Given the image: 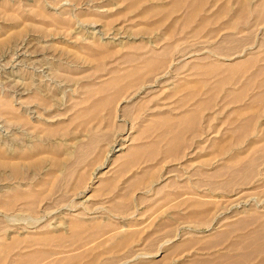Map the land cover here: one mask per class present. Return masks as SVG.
<instances>
[{
  "label": "rangeland",
  "instance_id": "374dc122",
  "mask_svg": "<svg viewBox=\"0 0 264 264\" xmlns=\"http://www.w3.org/2000/svg\"><path fill=\"white\" fill-rule=\"evenodd\" d=\"M2 1L7 4H2L0 8V41L3 42L0 44V93L7 94L16 101L20 92L40 90L51 101L52 106L46 108L48 110L38 107L33 102L20 106V112L29 116L34 123L36 128L33 129L23 125L17 126L19 124L11 123L0 115V144L6 148L16 145L30 148L37 142L42 145L34 155V159L44 161L51 170L45 173L41 170L24 169L22 177L24 175L26 180L23 182L30 181L34 187H30L27 183L22 186V191L30 189L34 192H47L51 180H55V186L60 185L61 187L57 189H61L56 191L54 187L50 190L52 192L49 191L51 194L37 197L42 208L49 207L44 211L45 213L39 212V216H42L41 225L47 226L44 230L35 232L34 228H16V222L25 220L31 222L33 219L31 220L27 215L16 216V212H8V215L5 213L6 218L3 216V223L0 221V226H3L0 227V246L7 244L12 237L46 233V230L65 234V230L66 233L68 232L67 226L75 220L86 226L99 221L98 223L105 225V229L103 227L101 231L107 232L95 238L87 236L88 238L84 237L81 240L86 242L82 248L88 251L99 242L103 245L92 253L93 257L97 254L95 264H107L106 262L154 264L152 262L162 260L169 251L171 253L174 249L173 244L179 243L182 238L184 240L192 235L197 238L211 237L225 230L227 225H231L235 220L254 214L253 218H247L250 219L249 225L246 222L239 224L240 228L228 233L222 243L214 246L198 243L193 247L180 248L176 253L169 254L170 257L164 262L160 261L156 264H191L190 260L193 256L212 258L218 254L236 255L234 251L228 249L230 243L237 239L239 234L242 235L259 222H264V99L254 100V93L264 91V85H260L264 80V70L263 74H260V67L264 66L262 29L264 15L260 13L262 9L259 7L261 0H245V2L205 0L202 11L188 21L183 17L185 9L159 14L150 12L143 17L140 11L146 5L160 2L162 7H169L171 2V0H143L139 8L121 13L120 16L118 14L107 27L103 21L85 22L78 18H73V23L67 27H60L54 23L51 25L44 23L38 17L32 0H0ZM41 1L52 12L58 11V6L56 7L53 2L66 4L65 0ZM99 1L101 0H96L95 3ZM123 1L109 0L108 5L105 6H110L109 14H116L115 12L123 8L127 0ZM227 2L231 11L221 12L222 5ZM242 2L245 6L237 15L235 10L241 7ZM86 6L83 4V7ZM20 14L29 15L28 21L31 23L24 22ZM87 14L89 17L91 14L90 18H93L92 13H84ZM159 18L162 19L160 24L152 26ZM202 18H206L207 22L201 23ZM227 21L233 24V28L228 31L243 38V44L235 45L236 47L232 49L235 48L234 50L237 51L244 49L245 52L242 57H235L225 62H236L239 59L257 56L254 60L257 64L255 62L245 72L219 69L205 76L199 75L203 65L211 61L199 60L198 56L206 51L228 54L225 49H229L231 45L224 44L221 39L227 32L224 28V23ZM88 35L99 37L101 42L109 46L111 52L105 53L93 48L92 38L84 39ZM139 43L141 47H129V44ZM164 46L171 47L170 56L180 55L178 62L174 64V66L178 65L176 73H173V66L169 72L158 77L152 87L137 90V86H132L134 88L126 89L125 92L123 90L121 93H116L113 89L105 93L92 91L99 82L142 66L152 51ZM201 50L200 55L198 53ZM131 55L137 56V60L130 61ZM60 62H65L68 66L67 73L63 72L64 76L56 77L54 73ZM193 63H197L198 66L192 67ZM225 70L229 78L221 77ZM132 78L127 77L125 82ZM244 84L250 87H247L246 94L242 93L243 95L235 100L233 93H237ZM110 95L118 96L120 100L129 97L130 99L128 102L124 100L120 103L118 109L113 111L114 117L107 114L109 108L105 107L99 108L95 118L90 119L86 114L95 111H93L94 101ZM206 100L209 101L207 104H205ZM139 106L141 109L138 108ZM193 110L199 111L200 115L194 126L185 131L181 146L182 153L179 156H168L165 152L164 155L161 149L155 154L143 152L140 157L139 154L122 155L130 145H135L134 147L137 148L157 140L155 132H142L144 126L151 123L150 121L166 114L168 117L177 118ZM43 120L48 121V125L52 126L51 131L41 129L45 127L40 122ZM184 126L180 125L181 128ZM89 138L95 142L94 146L89 151L82 150L79 154L76 146L87 142ZM160 143L164 145L166 142ZM118 146L122 147L120 151L117 150ZM60 149L64 152L63 157L59 155L56 159ZM76 154H79L78 157ZM55 160L66 163V168L65 166L62 169L56 168ZM224 164L229 165L227 169L223 168L226 169L224 176H220L223 175L221 173L216 177H210L211 172L221 170V165ZM80 175L83 179L80 177L78 184L76 178ZM139 176L145 180L138 184L135 180ZM13 179L9 171L0 167V195L6 197L11 194L12 183L16 184ZM110 179H115L111 187L102 184ZM227 180V190L218 189L217 186ZM43 181L44 184L39 185ZM33 182L37 183L33 184ZM211 183L215 186L213 189L210 187ZM196 195L197 198L218 204L217 206L211 204L212 214L217 212L220 216L208 226L197 225L196 222L184 224L183 219L179 217L187 212V209H184L186 204L183 203L185 199ZM62 200L64 202H61ZM123 203H128V206L122 205ZM255 203L260 205L257 206ZM176 204L180 207L177 208ZM170 231L177 234L176 239L172 241L174 243L162 246L156 255L146 259L148 262L145 260V263H138L139 258L132 259L136 255L157 248L162 241L160 235L168 234ZM128 233H135L134 235L137 236H134L123 248L121 246L117 251L113 250L112 247ZM67 248L68 251L73 249L67 246L64 250ZM31 249L32 247L19 249L13 251V254L28 252ZM67 253L69 252L60 255ZM92 254L85 260H90ZM11 256L5 264L11 262ZM125 260L129 261L125 263ZM245 264H264V250L253 253L246 259Z\"/></svg>",
  "mask_w": 264,
  "mask_h": 264
},
{
  "label": "bare ground",
  "instance_id": "6f19581e",
  "mask_svg": "<svg viewBox=\"0 0 264 264\" xmlns=\"http://www.w3.org/2000/svg\"><path fill=\"white\" fill-rule=\"evenodd\" d=\"M32 1L34 2L33 5H34V8L36 9L38 17L44 23H48V24H51V25H52V23H54V24L59 25L60 27L70 26L73 23V18H78L81 21L85 20V22L86 21L87 22L103 21V24L107 27L109 25V23L112 22V20L118 14L120 16L121 13L124 14V13H126L128 11L134 10L135 8L137 9V8L140 7L141 3L143 2V0H127V2L124 4L123 8H121L119 11L115 12L116 14L111 15V14H109V12L111 10V9H109L110 6H107L108 8L105 7L106 5H108L109 0H101V1L96 2V3H95L96 0L95 1L94 0H92V1L91 0H86V1H84V0H65L66 4H62L63 2L59 3L58 1H56V2H53L54 4H56V7L58 6L57 7L58 11H55V12L54 11L52 12V11L48 10L47 7L44 5V3L41 0H32ZM121 1L124 2L123 0H121ZM204 1L205 0H171L169 7H162L161 4H159L160 2L159 3H154L152 5H146L145 7L141 8L140 14L143 17H145L150 12L151 13L155 12V13L159 14L161 12H166V11H175V10H178V9H185L186 11H185L183 17H184L185 21H188L189 18L193 17L194 15H196L197 13L202 11L201 8H202V4H203ZM243 2H245V0H243ZM243 2L241 4V7H237V9L235 10L237 15L241 13V11H242L241 8H243L245 6V4ZM260 2L261 3L259 5V7H261V9H262L260 11V13L262 12V15H264V0H261ZM2 4L6 5L7 2H3V1L0 2V8L2 7ZM83 4L87 5L86 8L83 7ZM51 5H52V3H51ZM217 10H219V9H217ZM224 11H227V12L231 11V9H230V7L228 5V2L225 5H222V7H221V12H224ZM86 12L92 13L93 14L92 15L93 18H90L91 14H90V17H89L88 14H87L88 17H87V15H84V13H86ZM20 15H21V18H22V20L24 22H27L28 19H30L29 15H25V14H20ZM82 16H83V18H82ZM178 16H180V15H178ZM210 17H212V16H210ZM162 19H164V17ZM162 19L159 18L158 20H156L152 24V26L159 25ZM205 22H207V19L206 18H202L201 19V23H205ZM29 23H31V22H29ZM9 24H11V23H9ZM224 28L227 30V32L225 31L226 33L222 36L221 39L224 42V44L231 45L229 49H227V48L225 49L226 51H228L227 52L228 54L224 55L223 53H220V52L217 54V53H212V52H209V51L207 52L206 51L205 53H203V55H201L202 54V50H201V52L199 51L200 53H198V54L201 55V56H198L199 60H210L211 61L209 64L203 65V68L200 69L199 75L203 74L205 76V75L213 73V72H215V71H217L219 69H226L227 71H240V70H242L243 72H245L248 68L252 67L255 64L256 61H254V60L257 58V56H255V57L253 56L251 58H245V59L243 58V60L239 59L236 62H230V61L229 62H225V60L226 61L227 60H232L235 57L236 58L237 57H242V55L245 52V50L242 49L240 51H237V49L234 50L235 48L232 49L233 47H236L239 44H241V45L243 44L242 43L243 42V38L242 37H239L238 35L228 31L230 28H233V24L229 23L227 21L226 23H224ZM262 29H263V32H264V26H263ZM216 34H217V32H216ZM215 37H217V36H215ZM90 38H92L91 45H93V48H97L99 51H102V52H105V53H110L111 52V50L109 49V46H107L105 43L101 42L100 38L97 37L96 35H93V37H92V35H88V36L84 37V39H90ZM263 38H264V36H263ZM61 39H64V38L61 37ZM1 43H3V42L0 41V44ZM129 47L130 48H132V47H141V44L140 43L139 44H129ZM252 47L253 46H251V48ZM170 52H171V47H169V46H164L161 49H156L155 51L151 52V55L149 57L146 58V61H145V63L142 66L135 67V68L131 69L130 71H128L125 74H122V75L118 74V75H116L114 77H110V78H108V79H106L104 81H101V82H99L96 85L97 87H94L92 85L94 87V88H92L93 89L92 91L105 93L106 91H108L110 89H113V90L116 91V93L117 92L121 93V92H123V90L125 92L126 89L134 88L132 86H137V90L138 89H142V88H146V87H152L153 83L156 82L158 77H160V76L166 74L167 72H169V69L172 68L176 62H178V60L180 58V55H172V56H170L169 55ZM93 54H95V53H93ZM93 54H92V56H93ZM185 55H187V54H185ZM181 57H184V56H181ZM137 58H138L137 56L134 57V55H131L130 56V61L134 62V60H137ZM193 64H194V66L192 65V67H194V68H196L198 66L197 63H193ZM256 64H257V62H256ZM174 67H173V73H176L177 70H178V65L177 66L175 65ZM56 68L57 69L55 70L54 74L56 75V77H62V76L65 75L63 72H66L68 66L66 65L65 62H60V63H58V66ZM226 70L223 71V75L221 77H224V78H229L230 77L229 75L225 74ZM263 70H264V66L260 67V74L261 75L264 73V72L262 73ZM115 72H117V71H115ZM129 76L131 78L132 77L133 78L130 79L129 81L125 82V79L127 77H129ZM177 76H179V75H177ZM257 77H259V76H257ZM239 81H240V79H239ZM259 81H261V80H259ZM195 83H197V82H195ZM245 85H247V84L242 85L240 90H238L237 93H233L235 100H237V98H239L241 95L246 94L247 87H250V85H247V86H245ZM260 85H264V80H262V82H260ZM87 87H85V88H87ZM154 88H155V86H154ZM39 89H41V88H39ZM261 89H262V87H261ZM208 91H206V92H208ZM20 93L21 94H19L18 97H16V101L12 97H10L9 95L4 94V93H2V94L0 93V115L3 118H5L6 120H8L9 122H11V123L19 124L17 126L23 125L26 128H30V129L36 128L34 123L31 120V118L29 116H27V115H25V114L20 112V110H19L20 106L24 105L26 103H30V102L32 103L33 102V104L35 103L38 107H40V108L44 107L46 109V108L52 106L51 101L44 94H42L40 92V90L39 91H27L26 93L20 92ZM216 93H217V91H216ZM193 96H194V94H193ZM87 97L88 96H86V99H87ZM118 98H119L118 96L115 97V96H111L110 95V96H102V97L96 99L94 101V104H93L94 105L93 111L94 110L95 111L92 112V113H88L86 115H88V117L90 119H93V118H95V115H97V111L100 110L99 108H105L106 107V108H109V111L107 112V114L109 116H111V117H114L113 111L118 109V106L120 105V103L122 101H124V100L125 101L127 100V102H128L129 99H130V97L129 98H124L123 100H120V98L119 99ZM144 98H142V99H144ZM261 99H264V91H258L256 93H254V100L260 101ZM188 100H189V98H188ZM208 102L209 101L206 100L205 104H207ZM15 105H16V108H15ZM113 108H115V109H113ZM138 108L141 109L140 106ZM46 110H48V109H46ZM185 113L186 114H184V115L183 114H181V116L179 115L177 118H174V116H173V118L170 117V116L168 117L167 114H166V116H162L159 119H154V120L150 121L151 123H148L147 126L145 125L144 128L142 129V132H145V133L149 132V131L151 133L155 132L157 140L155 142L149 144V145H143V146L137 147V148L134 147L135 145H130L127 148V150H125V152H123L122 155L130 156V155L139 154L138 156L140 157L141 154H143V152H147V153L150 152V153H154L155 154L156 152H158L161 149V151H163V153L164 152L167 153L168 156H173V157L179 156V154L182 153L181 146H182L183 135H184L185 131L190 129V128H192L194 126V123L197 120L198 115H200L199 111H194V110L192 112H190V113H187V112H185ZM78 115L79 114H77L76 117H78ZM159 115H161V114H159ZM254 117H255V114H254ZM40 122H41L42 125H45V127L41 128L42 130L46 129L49 132V131H51L53 129V128H51L52 126L48 125V121L43 120V121H40ZM66 124H68V122ZM180 125H185V126H184V128L183 127L181 128ZM75 127H77V126H75ZM18 129H19V127H18ZM195 130H196V127H195ZM195 130L193 129V131H195ZM135 134H138V133H135ZM138 135H140V132H139ZM133 136H134V134H133ZM144 137H146V136H144ZM238 137H240V136H238ZM163 141L166 142V143H164V145H162V143H160V142H163ZM30 143H32V140H31ZM94 144H95V142L93 141V139L89 138L87 140V142H85L83 144H78L76 146V150L80 154L82 150L89 151L90 149H92ZM40 145L41 144L39 142H37V143H34L30 148L24 147L22 145H16V147L6 148V147H4V146H2L0 144V167L4 168V170L9 171L10 175L12 176V179L14 178L15 180L14 179L13 180L16 183V184L12 183V185H11L12 186L11 187V194L10 195H8L6 197H3L2 194L0 195V221L2 222L3 216L5 217L8 212H16L15 213L16 216L17 215H23V216L27 215V216H29L28 218H31V220L32 219L33 220L31 221V220L28 219L31 222H28L27 220L22 221V222H16V228H22V229L24 227L25 228H34L35 232L44 230L47 227L46 225H41L40 221L42 219V216L41 217L39 216L40 215L39 212L40 211H42V212L47 211V208L49 209V207H46L45 205H44L45 207L42 208V205L38 201L37 197L40 196V198H41V197H43L45 195H48L50 192H52L50 190H52V188L56 187L55 186V184H56L55 180L54 181L51 180V182L49 184V190L47 192H45V191H43V192H34V191H31L30 189H28L27 191H22L23 190L22 186L26 185L27 183L29 184L30 187H32V188L34 187V186L31 185L32 183H30L29 180H28L29 182H26V183L23 182V181L26 180V179H24V175L22 177V172H23L24 169H26V170L29 169V170H33V171L41 170V171H45V173H46V171L51 170V168L48 165L46 166V164H44V161L35 160L34 159V155H36V152H37V150H39ZM121 149H122V147H119V146L117 147L118 151H120ZM103 150H104V148H103ZM117 150H115V151H117ZM50 151H47V153L49 152L50 154H54V153H51ZM63 153L64 152L62 151V149H60L59 154H56L57 155L56 159L58 158L59 155L60 156L62 155L61 157H63ZM165 153H164V155H165ZM79 154H76V156L79 155ZM108 154H110V153H108ZM120 155H121V153H120ZM168 156H166V157H168ZM77 157H76V159H77ZM145 157H147V156H145ZM257 158H258V156H257ZM59 159H61V158H59ZM58 162H59V164H58ZM56 163H57L56 168L61 167V169H62L64 166L66 168V165H65L66 163H64L63 161H58L57 160ZM224 167H226V169H227L229 167V165H226V164L221 165V170H218V171L215 170V171L211 172L209 174L210 177H216L217 174L225 173L226 169H223ZM48 174H49V172H48ZM140 176H141V174H140ZM140 176H139V178L137 180H135V183L139 184V183H142L145 180L143 177L140 178ZM220 176H224V174L220 175ZM59 177H56V178H59ZM80 177H81V175L76 178V182H78V184H80L79 182H80V180L82 178V177L81 178ZM42 178L43 177H41V179ZM90 180H92V179H90ZM114 181H115V179H110V180L104 181V183H102V182L101 183L104 184L105 186L107 185L108 187H111V185L114 184ZM35 183H37V182H33V184H35ZM43 184H44V181L41 182L39 185H43ZM46 184H48V182ZM133 185L134 184H132V186ZM36 186H38V184ZM57 187H61V186L58 185ZM57 187L55 188L56 191L61 189V188L57 189ZM210 187H211V189H213V187H215V186H213V184L211 183ZM217 187H218V189H221V190H227L228 180L227 181H223ZM46 188L48 189V187H46ZM96 191H97V189H96ZM61 202H64V201L62 200ZM183 203L186 204L184 209L185 210L187 209L186 210L187 212H185L184 215H180L179 217L181 219H183L184 224H186V223L190 224V223L196 222L197 225L208 226L212 221H214L217 217L220 216V214L217 213V212L212 214V208H213L212 206L213 205H211V204H214L215 206H217L218 205L217 202L209 201V200H206V199H203V198H199V197L197 198V195H196V197H191L190 196L188 199H185V201ZM183 203H181V204H183ZM255 204L257 206L260 205V204H257V203H255ZM122 205H124V206L127 205L128 206V203H123ZM176 206H177V208L180 207V205H178V204H176ZM42 212H41V214L45 213V212L44 213H42ZM253 215L254 214H250L247 217L242 218L241 220L240 219L239 220H235L234 222L231 223V225H227V228L226 229L224 228L225 230H222L221 232H217L216 235L211 236V237L197 238V236L194 237L192 235V236L186 237L184 240L182 238V240L179 243L173 244L174 245V247H173L174 249L171 250L172 251L171 253H170V251L168 253L169 254H174L180 248L193 247L194 245H197L198 243L199 244L204 243L205 245H209L210 244L211 246H214L216 244H220V243L223 242V240H225V237L227 236L228 233H230L231 231H233L235 229L240 228V227H238L239 224H241L243 222H246V224L250 223V219H247V218H249V217L253 218L252 217ZM193 218H194V221H193ZM98 222L99 221L93 222L91 225L86 226L83 223H81L79 220H75L71 224H69V226H67L68 227V232L66 233V230H65V234L63 232L52 233V231L46 230V233H39V234L31 233V234H28V235L23 236V237H19V236H16V238L12 237V239L7 244H5L3 246H0V264H5L6 260L8 259L9 256H11V254H12V256L10 258H12V259H11V262H9L8 264H95L97 262V258H96L97 254H94V257H93L92 253H94V251L97 249V247H99L101 245V243L99 242L98 245H95L90 251H88V250L82 248V247L85 246L84 243H86V242H83V241L81 242V240L84 237H86V238H88V237L95 238L97 235L100 236L101 233L104 234V232L106 230L105 231H101V230L103 229V227L105 225L104 224L102 225V223H98ZM62 225H63V223H62ZM104 229H105V227H104ZM191 231H193V230H191ZM55 232H57V231L55 230ZM86 232H87V235L84 236V234ZM108 232H110V231H108ZM176 232H177V230H176ZM176 232L172 233V231H170V233L167 232L168 234L160 235V236H162V239H160L162 241H160L161 243L158 244L157 248H155L154 250L151 249L150 252H146L144 254L143 253L142 254L139 253L140 254L139 256L136 255L132 259H137L138 260V258H139L140 260L138 261V263H145L147 261L146 259L156 255L160 251L162 246H165L168 243H171L172 241H174V239H176V236H177ZM134 234L133 233H128L127 235H125L122 238V240H120L114 247H112V249L113 250L116 249V251H117V249H119V247L122 246V248H123V246H126L128 243H130V241L133 239L134 236H137V235H134ZM172 243H174V242H172ZM151 245H153V244H151ZM67 246H69L70 249H72V248L73 249L71 251H68L69 250L68 248H67V250H64V248H66ZM102 246L103 245H101V247ZM27 247H32V249L30 251H28V252H22V253L21 252H17L15 254H13V251H16V250H19V249H23V248H27ZM228 249L231 252L234 251V253L236 255L233 254L231 256H224L222 254L221 255L218 254L216 257H212V258H205V257L195 258V256H193L192 259L190 260V262H191V264H245L246 259L248 257H250L253 253L262 252L264 250V222L263 223L259 222L256 226L252 227L251 230L247 231L246 233H242V235L239 234L238 238L233 240L230 243V246H228ZM65 252H69V253L60 255V253H65ZM58 254H59V256H56ZM90 254H92V258L90 260L86 261L85 258L88 257ZM169 254L166 253L164 258L162 256V258H163L162 260L155 261V262H152V263L156 264V263H159L160 261L164 262L166 259H168L170 257ZM126 261L128 262L129 260H125V263H127ZM262 261H263V259H262ZM106 263L109 264L110 262H106Z\"/></svg>",
  "mask_w": 264,
  "mask_h": 264
}]
</instances>
